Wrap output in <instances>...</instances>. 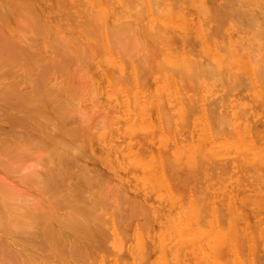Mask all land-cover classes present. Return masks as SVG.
Listing matches in <instances>:
<instances>
[{"label": "rangeland", "instance_id": "obj_1", "mask_svg": "<svg viewBox=\"0 0 264 264\" xmlns=\"http://www.w3.org/2000/svg\"><path fill=\"white\" fill-rule=\"evenodd\" d=\"M1 1H5V0H0V6H1L0 12H1V10H3L2 13L0 14V20L2 19L0 21V23L2 25V27L0 26L2 28V29L0 28L1 29L0 33H2L4 26L6 27L5 29H7L4 31L6 33H8V34L4 33L7 36L6 35H4V36L0 35V37L3 38L0 41V46L2 48L4 47L3 44H5L7 47L10 45L9 44L10 42L12 43V41L14 43L13 45H16V43H17L16 46H19V43L16 42V40H12L14 38L16 39L17 37L19 39L21 36V34L16 33V30L19 29V28H17L18 25L21 28V26H23V25L26 26L27 24H29V26L28 25L26 26L29 28V30L27 29L26 31H24L26 28L25 27H24L25 29L23 27L21 28L23 30V33H26L28 31H29L28 33H30V31H31V36L33 38L37 37L36 39H40L41 35L44 33L43 31L47 27L46 26L44 28L43 26L45 25V23L47 24L48 22H51L52 26H51V28H49V30L50 31H53L52 29L56 30L55 31L56 34L58 32H61L59 34L64 33L63 31H67V29L70 26H72V29H74L75 28L74 25H76V24H78V25L81 24V26L85 25L86 29H87L86 23L92 24V26L90 27L91 33H88V32L87 33L95 35V37L100 36L99 39L101 38V40H98V41L103 43V45H101V47H103V50H106V43L108 44V41L105 40V37L110 34L112 29H113V32H115V30H114L115 26L111 25V24H113V22H115L121 16L126 17V18L128 17L127 18L128 21L130 20L131 23H133V24H136V21H138L137 23L140 24L142 21L136 20V18L139 16V14L137 15L136 18L135 17L129 18V15L131 14L130 16L133 17L135 14L139 13V12H136L137 10L138 11L144 10L141 8V5H144L143 7L146 8V12H145V10H144V12L142 11L143 14L141 12L140 16L138 17V18H140L141 16H143V18L141 17V19H143L144 22H142L141 24H144L146 21L145 26H147V24H148L147 19L148 18L153 19L152 22H154V21L157 22V19H159V20H161V21H158L160 23H164L165 21H167L168 24H170V23L173 24V26L170 24L173 29L171 30V32H169V35L167 34L168 35V36L166 35L167 37L164 36L165 39L162 38V40H163L162 44H163L164 49L167 47L169 49V50L167 49V52L166 51L162 52V60L164 59L163 61L168 62V60H170L171 58L178 61L181 57H187V58H190L193 61H195V63L199 62V61L200 62L201 61L206 62L207 63L206 66L208 67V69L210 67L209 70L212 73V75L213 74L217 75L221 71L224 73L223 69L224 70L227 69V65L224 66L223 63L220 62V60L222 59V56H221L222 53H224L225 51L227 52L228 48L231 49V51L233 50L230 46L232 41H231V36H230V29H229L230 27L228 25L229 23L224 22L225 26L223 24L221 25V23L219 24L218 21H216V19L215 20L210 19L209 16H207L206 14L203 15L202 12H201V15L204 18L198 16L200 9L197 8V12H196V8L192 9V8L188 7V5H190L189 1H191V0H189V1L188 0H165V2H168V3H165L162 0H158L160 4L163 2V4L165 5L164 6L163 4L162 5L158 4V5H160L159 9H162V7H163L161 12L158 14V15L161 14L162 18L159 16H156L153 13L154 11H152V8L150 9L151 10V13H150L149 8H147V6H148L147 0H120V2L115 5V7L111 6V4L113 3L112 0H100L101 3L104 4V6L106 5L105 6L106 8H108V9L110 8L109 13L112 14L113 18L115 16L117 18L114 21L110 20L108 23V26L105 25V23L102 20H100V21L99 20L98 21L92 20L89 17L90 14L88 12V8H91L93 3H99L98 0H97V2H96V0L95 1L94 0H65L66 5L63 4V2H62V4L60 3L61 5H59L58 7H51L50 2H53L54 0H28V1L25 0L28 3H29V1H31V3L33 2L32 4L31 3L30 4L34 5V6L31 7L30 4H28L24 1L25 2L24 4H26L25 6L20 7L18 5V7H17L16 5L20 4V3H17L18 0L17 1L15 0L13 3V4H15L13 6L14 8H12V6H11L12 2H10V0H6L8 2L5 1L6 3L4 2L3 4H1ZM59 1H61V0H59ZM67 1H68V3H67ZM108 1H110V2H108ZM171 1L173 4L170 3ZM229 1L230 0H228V3H224V2H226V0H198V4L203 5L204 8L206 6H209L210 9H213V10L225 11V9H227L228 6L230 7L232 4V3L229 4L231 2V1L230 2ZM250 1L251 0H249V3H250ZM9 2H10V4H9ZM125 2L128 3L129 6L126 5L127 7H125ZM140 2L142 4L141 5L139 4L140 5L139 6L138 3H140ZM21 3H23V2H21ZM35 6H36V9L38 12L35 11L36 10ZM64 6H65V8H64ZM181 6H182V10L180 11L179 8H181ZM215 6H217L220 9L222 8L223 10L222 9L221 10L216 9ZM224 6H226V7L224 8ZM4 7H5V9H4ZM23 7H24V9H21ZM25 7H26V9L28 8L27 9L28 12H26ZM68 7H69V9H68L69 11L67 10ZM122 7H123V9H122ZM164 7H168V10L171 7L174 9H176L175 7H178V8L174 12V14H172V16H171L169 14L171 11L167 14L168 11L166 10L167 12L166 13L164 12L166 15L163 13ZM18 8H20V10H18ZM39 8H41V9H39ZM59 8H60V10H59L60 14H63V12H64V15H58V16H60V17L63 16L64 20H65V23H61L60 21H57V23L59 25H61V27L55 26L53 19H52V18L56 17L54 13L57 12L56 9H59ZM14 9H15V11L17 10L16 11L17 13L20 12L21 15H19V18H17L18 15L15 16V14H14V16H13V14H10V13H14L13 12ZM43 9H45L48 12L47 16L44 17L43 15H40L41 17L40 16L37 17V14L39 15V13L41 12L40 10L44 11ZM156 9H158V8H156ZM178 9H179L181 14H182V12L185 13V16L187 17V21L185 23L181 19V16H179L180 14L178 13L179 12ZM21 10H23V11H21ZM29 10L31 12H36V13H34L36 15L30 13ZM70 10L72 13H74L73 15L76 16L77 19H75L76 17H74L72 15L70 16V14H71ZM124 10H126V12ZM128 10H131V11H129L130 13L128 12ZM74 11L76 12V15H75ZM3 12L5 13L4 15H2ZM116 12L118 14L120 12V14L118 15V14H116ZM27 13H30V14L27 15ZM121 13H123V14H121ZM146 13H148L147 16H146ZM184 13L182 15H184ZM8 14H10V15H8ZM67 14H69V15H67ZM176 14H178V15H176ZM32 15L35 16V18ZM8 16H9V18H8ZM20 16H22V17H20ZM26 16L27 17L30 16V17L27 18ZM48 16L49 17L52 16V17L49 18ZM4 17H6V20L4 19ZM23 17H25V19ZM177 17H179L180 19H178ZM7 18L10 19V21ZM39 18H42V21H44V22L46 21V22L42 23V21ZM30 19L32 22L30 21ZM37 19L40 20L41 24H43L42 28H41V25L39 24V21ZM67 19L69 20V24H68L69 26L66 23ZM194 19H196V20H194ZM16 20H18V21H16ZM36 20H37V22H36ZM90 20H92V21H90ZM2 21H5V22H2ZM33 21H34V23L36 22L37 25L34 24ZM199 21H201V22H199ZM12 23H14L15 25H13ZM99 24H101L100 25L101 27L99 26ZM97 25L99 28H101L100 30H99V28L98 29L95 28ZM203 25H204V27H203ZM220 25H221V28L219 27ZM32 26H35V28ZM177 26H182V29L178 28ZM222 26H224V28ZM78 27L79 26H77L75 28V30H73L74 35L77 34L76 36L78 38V39H76V37L73 36L74 42H76V40H80L81 38L85 39V36L87 37V35L84 33V31L80 27L79 28ZM36 28H38V30L39 29H41V30L38 31ZM110 28H112V29L110 30ZM10 29H12L13 31L12 30L10 31ZM33 29H35L37 31V33H39L41 31L40 32L41 34H37L36 32L35 33L32 32V31H35ZM42 29H43V31H42ZM47 29H48V27H47ZM79 29H81V31ZM92 29L100 31V34L98 35V32H97L96 33L97 35H96L94 33L95 31H93ZM49 30H47V32H49ZM201 30H203V32ZM14 31H15V33H14V35H12L13 37H12L11 41H9V39H10L9 35ZM88 31H89V29H88ZM145 31L146 30H144V32ZM147 32L148 31H146V36L148 35ZM104 35H105V37H104ZM156 36L157 35H155V37ZM158 36L161 37L160 35H158ZM4 37L7 39V41H6V39H4ZM7 37H9V38H7ZM79 37H81V38H79ZM90 37L93 38L94 36H90ZM90 37L88 35V37H87L88 39H85V40H87L88 42L89 41L91 42L94 38L91 39ZM98 37H96L95 39H98ZM147 37H149V35ZM159 37H156L155 39H158ZM21 38H22V36H21ZM149 38H151V37H149ZM153 38H154V36H153ZM153 38L150 39V42L154 48L155 45L160 41V39L158 41H156V40H153ZM208 38H209V41H208ZM28 40H25L26 42H28L26 44L27 45L26 47H28V48H26L24 46V49H23L22 46H19L21 49L20 50L19 48L16 49L13 47L14 48L13 51L15 49H16L15 51H18L15 53L20 52V53L24 54L25 60L22 59L23 58V56H22V58H21L22 60L18 59L19 62H18V60H15L13 62L14 63L18 62L19 64L15 63V65L17 64L15 67L17 68L18 66L19 67L21 66V69L22 68L24 69V70L22 69L23 72H29V71L33 72V76H30L32 73L30 75H29V73H24V74L22 73L24 78L21 79L23 76L20 75L18 77L17 76L14 77V74H12L13 77H12L11 81L13 80L12 81L13 83H9V84H12V86H14V84H16L17 82L19 84V82H21V81L24 82L25 80H28V79H34V81L36 82V86H39L37 84V79H40V76L43 78L47 74L45 79L41 78L38 81L39 84L42 83V81L44 80V81H46L45 84L43 83L44 86L48 82V85L46 86V88H48V87L53 88L54 87L53 90L55 89V91L57 90V88H55V86L59 87V91H61L60 87L64 86L63 87L64 89H62L64 91V93L62 91V92H60V95H58L59 91L57 90L58 92L57 91L56 92L58 94H56V92L53 94L54 91L52 89H51L52 90V92H51V90L49 88L48 89H46L45 87H44L45 89L41 88L42 84L40 85V87H38L39 89L37 88L36 90L40 92V90L43 89V91H41V93L37 92V94H35L36 90L34 91V88H33V90H31V88L28 86V84L24 87L15 86L16 87V88L14 87L15 89H13L11 87V85L10 86L7 85L10 87V88H8L9 89L8 91L13 90L14 91V93L12 91L13 94L18 93V95L20 97H22L23 99H25L26 97L29 96V99L31 98V100L34 102V104H36L35 109L38 110L37 113H40L42 110L45 109L44 111H42V113H40V115L42 117H44V119L41 118V120L47 121L50 119L49 122L52 124L53 123L56 124V128L59 130L62 127H64L63 125L65 124V122L64 121L58 122V121L62 118V115H63V117L64 116L69 117L68 115H70V113H71V112H69V110L72 109V108L71 109L68 108V110H65L66 107L64 108V106H66L68 104H69V106L70 105L72 106V104L73 105L75 104L77 106L80 105V106L85 108V106L82 105L83 103H85L84 99L90 98L91 95L93 96L92 98H90V99H92L89 103L91 105L87 106L88 109L86 108V110H88V112L86 110H84L83 117L81 116V114H79L83 119L85 116V119L89 120L88 122L86 120H84L88 124L87 123L86 124L76 123L78 120L75 119L76 126L74 128L71 127V125L62 128V134H61L62 135V141L64 142V136H71L74 139H76L75 140L76 144H80V146H82L81 144H83V146H82L83 154H85V156L88 154V156H86V158L89 160H91V158H92L91 161L94 163V166L104 173V176L107 177L108 182L112 183L111 185L109 183L110 186L119 185L118 187H120V186L126 185V180L123 179L122 171L118 170L119 164L114 159L111 158V155L114 154L116 151H119V152L122 151L123 155H126V156H128V155L132 156L133 153H135V152L137 153V154L136 153L134 154L133 163L134 164L137 163L139 166L137 164H136V166L139 168L138 169L135 168L134 167L135 165L132 166L133 164L131 163L130 165L127 164L129 166L127 171L130 169V172H131L133 177L134 176H138V177L142 176V177L146 178L145 174H147L148 175V178H147L148 182H150L149 184L151 185V189L149 191L147 190V188L149 186L148 182H147V184L144 185L145 190H147L148 195L146 194V192H143L140 190L141 193H144L143 194L144 196L142 198L143 199L142 204L144 205L145 209L147 207L146 211H148L149 215L151 214V216H150L151 220H152L151 227H149V228L144 227L145 229L144 228L143 229L145 231L141 228L142 226L140 227L141 230H143L145 232L143 234L144 239H145L144 241L148 242V244L150 245V247H149L150 250H152V248H153V246H152L153 242L161 243V242H163V240H161L160 236H165L168 238H172L171 242L167 245L168 248H166V251H164V253L167 252V253H165L167 256L166 257L167 264H175V259H174L175 253L178 257L182 258L177 264H194L193 261L195 259L194 258L195 253L199 252V251L201 253V257L198 259L197 263L199 262L201 264H221L222 262L224 264H264V237H263L264 236V225H263L264 224L263 223L264 222V219H263V217H264V201L262 200V198H260V197H263V199H264V176L261 178V175L264 174V165H263L264 163L261 165V163L264 162V158H262L263 159V161H262L260 159V157H257L259 155L257 153L258 150L264 151V78H263L264 75H263V77L260 75V72L262 71V67H261V70L259 73L256 72L257 75H255L256 73H254V75H253V73L250 72L251 71L249 68L250 64L248 65L245 57H243V60H242L243 66H241V67L243 68V70L245 72H247V73H245L244 77L241 78L243 80L244 84L241 82L240 85H243V86L238 87L237 89H234L232 91L230 89L236 83L231 81V80L229 81V79L225 78L226 76L224 77L223 76L224 74L222 72H221L222 73L221 75L224 77V79L227 82L229 81L228 82L229 86L227 85L225 87L221 83H217V82H220V80L222 78V76H220V74H219V75H217V76H219L218 78H217V76L213 75V77H215V79L217 78L216 79L217 81L214 79V82L216 83V87H215L214 84H211L210 82H208L209 84H205V82H207V80L204 81V79H202L200 77H195V75L193 76L194 78L191 77L190 75H188V77H183V75H184V74H182L183 72H181V70L177 69L176 67H175L176 69L174 68V70L177 72H174L172 70L173 73L171 74V72H170L168 77H166L164 73L158 72V73H155L154 76H152V77L150 76L148 83L145 81H141V82H144V84L142 85L141 82L138 81L139 79H135V77H134L135 76L134 75L135 69H133L132 67H130V69L128 70L129 72L132 70L131 71L132 74L130 73L132 75L131 76L132 78H130L128 76L129 78L126 77V79L121 80V76L118 75V74H120V70H119V72L117 70H114V68L115 69L116 68L121 69L120 63H118L117 58L114 56L115 55V49L114 48L111 49L110 54L115 59H113V62H109V63H112L114 67L112 68V66H109L110 70L108 71L106 76L101 74L102 73V72H100L101 70L97 67V65L95 63H92V67H93L92 73H91L92 67L90 66L91 63L89 65L84 64V66L79 65V67L74 64V71H76V72H74L72 70L73 67L70 68L73 64L71 66L68 65L70 69L67 68L68 66H64L65 67V69L63 68L64 71H62L63 69H59L60 68L59 65H58V68H57V65H53V67H54L53 68L51 63L55 62L53 60H56V59H54V58H56V57H54V55H56V51H54V50H56V47L58 46V43H59V41H56L58 43L55 44V46L57 45L55 47V49H54V47H51V48L47 49V51H43L42 49L38 50V51H40V53H42V56L46 53L45 54L46 56L44 55L45 58L42 57L44 60L42 59L43 61L41 60L40 64H38V66H41V68L43 65L46 66L47 72L44 69H42L45 72V74H44V73H40L38 70L35 71L34 69H32V67H30L31 64L29 63V60L31 57V53H32V55L34 54V52H32L31 50L35 49V47H34L35 44L33 45V43H35V42L33 40H32L33 42L31 40L29 42ZM205 40H206V42H205ZM25 41L23 44L26 43ZM155 41H156V44H154ZM31 42H32V44H31ZM92 42H94V41H92ZM258 42L259 41H256L257 44H258ZM160 43L161 42H159V44L156 46L161 47L162 44H160ZM219 43H221L222 45L224 43V45H227V46L229 45L230 47H228L226 49L227 46L224 47V45H223V48L225 50L220 49L221 46L219 45ZM216 44L218 45L217 47H216ZM13 45L11 44L10 46H13ZM101 47H100V50L102 49ZM214 47L216 49H214ZM58 48H60V47H58ZM81 48H82V52L85 51V48H83V46ZM204 48L207 50V52H208V50H210V51L208 53H204V51H203V50H205ZM8 49H10V48H8ZM25 49H26L25 53L27 52V54L29 56L28 60L26 59L27 57L24 53ZM28 49H30V50H28ZM4 50H5V52H7V48H4ZM49 50H51V51H49ZM103 50H101V53H102V55L103 54L105 55L106 51H103ZM217 50H219L220 52L222 51V53H220V54L217 53V52H219ZM168 51H171L172 55H170V53ZM257 51H258V52H256L257 55H255V56H258V54L260 52V54H262L261 57L263 56L262 61H263V65H264V47H262L261 50H257ZM228 53H230L229 50H228ZM228 53H226V54H228ZM231 53H232L231 56L233 59L235 57L234 51ZM83 54L85 55L86 53L83 52ZM209 54H211V55H209ZM78 55L82 56L80 54H78ZM48 56L51 57L52 62H50V60L48 62V59H49ZM52 56H53V58H52ZM210 57H212V58H210ZM168 58H170V59H168ZM247 58H249V57H247ZM13 59H16V58H13ZM259 60H260V57H259ZM1 61H2V63L6 62V60H1ZM25 61H26V63L24 64ZM11 62L12 61H10V63ZM22 62H23V64H22ZM240 62H241V59H240ZM6 63H8V65L10 64L9 61H7ZM6 63H4V64H6ZM114 63L118 64L119 67H117L116 64L114 65ZM27 64H28V66H27ZM47 64H49L50 66L49 65L47 66ZM105 64H107V63H105ZM10 65H12V64H10ZM80 66L85 67V69L81 68V70H80ZM51 67L53 69L52 73L49 71V70H51L50 69ZM58 69L60 70V72L58 71ZM66 69H68V72ZM98 70H99V73L97 72ZM34 71L37 73H34ZM71 71H73V74H70ZM225 71H227V70H225ZM263 71H264V69H263ZM48 72L50 74H48ZM39 74H40V76H39ZM59 74H60V76H59ZM63 74H65V75H63ZM67 74H68L69 79H70V75H73V77L71 78L72 81H70L71 82L70 86H72L73 88H71L69 86V84L67 85V83H68L67 80H65L66 82L63 80L65 78L68 79ZM92 74H94V75H92ZM261 74H264V72ZM161 75H162V77L158 78ZM191 75H193V74H191ZM249 75H250V77H248ZM258 75H259V77H261L260 78L261 80L259 79L260 81L257 79ZM125 76H127V72L125 73ZM34 77H37V79H35ZM13 78H15V83H14ZM58 78H60V79H58ZM19 79H20V81H19ZM159 79L161 80L160 82H159ZM162 79L164 80V82ZM224 79H222L223 81L221 80L222 83H224ZM255 79H257V80H255ZM16 80H18V81H16ZM248 80H249V82H248ZM226 81L224 84H227ZM197 82L199 84H197ZM22 83H20L19 85H21ZM160 83H161V85H160ZM200 83H201V85H200ZM230 83L233 85L230 86ZM58 84H61L63 86H61V85L57 86ZM49 85H52V87ZM7 86L2 85V86H0V89L2 87H7ZM146 86L148 88H146ZM90 88L91 89H97V91L93 90L95 96H96V93L98 92V95L96 97L94 96L93 91L91 94ZM149 88L151 89V91L158 92V95L156 94L157 98L160 97L159 94L161 93L160 94L161 95L160 101H163V103L159 104L160 103L159 100H157V101L151 100L150 101L149 95H148V93H150ZM213 88H215V89H213ZM235 88H236V86H235ZM71 89H73V90H71ZM86 89L88 90V94L86 93V91H87ZM216 89H219V90H216ZM227 89L229 90V92H227L228 91ZM47 90H50L49 92H51L53 95H57L58 97L55 98L56 97L55 96L54 98H52V96L48 94L49 92L46 93ZM69 90H71V93L69 92ZM145 91H146V93H145ZM215 91H216L217 95L218 94L220 95V98L218 99V101L216 100L217 102L214 101L213 98H211L214 96ZM224 92L229 93V95H227ZM24 93L26 94V96H22V94H24ZM27 93H28V96H27ZM38 93H39V95H38ZM72 93L75 94V97H74V95L71 96ZM207 93H208V96H207L208 98L212 99L214 102H216L218 104L222 103L221 105L219 104L220 108L216 109V106L218 107V104L215 106L214 102L211 100L212 104L209 103V104H211L210 112L208 111V108H207V110L205 109L203 111V109H204V107H206V103H207L204 100V99H206V98H204V95ZM220 93H223V94L221 95ZM47 94L51 97H49ZM89 94H90V97H88ZM145 94H146V96H145ZM198 94H199V96H198ZM201 94H203V95H201ZM83 95L87 96V98L84 97ZM147 95H148V98H147ZM223 95L227 96V101L225 102V100H224V103H227V104H224L222 101V99H226V96L224 97ZM67 96L71 100L69 103V100L67 99V104H66L65 103V97H67ZM80 96H82V97H80ZM202 96H203V98H202ZM72 97L76 98L78 100V102H80V104L78 102H75V101H74L75 102L74 103L73 102L74 98L72 99ZM83 97H84V99H81ZM133 97L135 99L130 100V98H133ZM259 97H261V98H259ZM79 99H81L83 102L81 103V101ZM49 100H52V102H50ZM180 100L182 102H180ZM232 100H235V101H232ZM262 100H263V102H262ZM48 102H49V104H48ZM129 102L133 103V105ZM199 102H200V104H199ZM236 102L238 103L237 106H239L240 108L235 105V104H237ZM173 103H174V105H172ZM193 103L195 105L193 107L190 106ZM158 104L160 105V107H158ZM225 105H228V107ZM229 105H230V107H229ZM207 106H209V105H207ZM185 107H186V109L189 108V114L187 116L190 119L185 117V119H189V121L188 120L185 121V119L181 117V116H183L181 114V112L184 113L186 110ZM246 107H247V109H246ZM193 108L195 110H197L199 113L196 111H193L192 110ZM59 109H64L65 114L67 112H69V113H67L68 115H64L63 110H62L63 113H61L60 111H57ZM89 109L91 110L90 115H89ZM53 110L56 112H54ZM145 110H147V111H145ZM237 110H241V111H239L240 114L243 110V112H242L243 115L242 116L240 114H239L240 116L237 115V112H238ZM85 111L87 113H85ZM177 111H178V113H177ZM206 111H208V113L211 115L208 116ZM194 112L197 114H195ZM158 113L161 116H159ZM204 113H205V118L203 116ZM174 114H176V115H174ZM179 114H181V116L178 117ZM222 114H226L225 117H226L227 121H225L226 120L225 118H222L223 117ZM51 115L54 117H52ZM199 115H200V117H199ZM210 116L212 119H208V121L209 120L212 121V126L214 128L219 127V129L220 128L223 129L222 131H219V133L216 132L217 133V134H215L216 138H213L215 130L212 134L213 130L211 131V128L209 127V126H211V123L209 122L210 125L209 126L207 125L208 123L206 120ZM67 117H65V118H67ZM159 117H161V119ZM238 117H241V118H238ZM250 117L252 118L253 121L249 122ZM181 119H184L183 123L185 126H183ZM112 120L117 121V124L112 123ZM169 120L171 121V123ZM221 120L222 121L224 120V123L221 122V124L223 123L227 130L224 128V125L223 126L221 125V127H220V121ZM230 121H232V122H230ZM109 122H111V123H109ZM185 122L186 123L189 122L188 125ZM228 122H230L231 124H229ZM241 122H242V125L240 124ZM248 123L250 124V127H249ZM103 125H105V126H103ZM111 125H113V127L105 128L106 126H111ZM237 125L238 126L241 125L242 127L241 126L238 127ZM91 126H93V127H91ZM97 126H103L104 128L100 127V128H102V131H104V129L109 131V135L107 137L108 141L105 140V142H103L102 140L99 139L98 132H97L98 131ZM138 126H139V128H138ZM196 127L197 128L199 127L198 128L199 131H197ZM228 127H230V128H228ZM112 128L113 129L115 128L116 131L112 130V132H111L110 130ZM64 129H65V132H64ZM74 129H75V131H73ZM94 130L96 133L94 132ZM194 130H195V132H194ZM208 130L211 132H209ZM224 130H226V131H224ZM238 131H240V132H238ZM250 131H251V133H250ZM224 132H225V134H223ZM111 133H113V134H111ZM238 133H241V134H238ZM95 134H96V136H94ZM206 134L208 136V139H207ZM236 134H238L239 136H237ZM244 134H248V135L246 136ZM87 135H88V137H87ZM210 135H212V137ZM241 136L243 137V139ZM86 137H87V139L85 141ZM205 139H206V141H205ZM207 140H209L208 144H206ZM211 140H213V141H211ZM204 142H206V143H204ZM231 146H232V148H231ZM212 149H213V152H212ZM200 151H201V154H203V155L204 154L207 155L209 151H210V153L211 152L214 153L212 155L215 156V158H214L215 160L213 159V156L212 157L210 156L211 154L207 155L208 157H206V158H204L206 155H204V156L202 155L201 156L202 158L199 157L200 155L197 156L196 153H199ZM237 151H239V152H237ZM101 153L103 154V156ZM189 153L194 154V155H190L191 156L190 157ZM21 154H22V150H19L18 155H21ZM23 154H22L23 156L21 155L22 156L21 159H19V157H18V160L15 161V165L16 166L18 165L15 168V170L17 169L18 172H15V171L4 172V171L0 170V184L11 186L12 188L22 190L25 193H26V191H28V194H29L30 193L29 191H32V190L28 189L29 187H28L27 183L23 180L29 179L31 177L32 172H34L33 170H35V174H37L38 173L37 170H41L44 168H43L42 164L38 163L39 160H38V158H36L37 155H33V154L29 155L28 153H25V151H23ZM249 155H250V157H249ZM131 156H130V159H131ZM182 156H184L183 158L185 160L182 159V161H181L180 157L182 158ZM229 156H230V158H229ZM188 157H189V161L187 159ZM200 159H202V160H200ZM220 159H222V160H220ZM249 159H250V162H249ZM190 160L194 163H192ZM228 160H229V162H228ZM219 161H221L222 163ZM256 161L261 162V163L258 165H254V164L258 163V162L256 163ZM215 162L216 163L218 162V163L215 164ZM224 162H226V163H224ZM224 164H225L226 168L229 167L228 169H230V170H228V169L226 170V168L224 167ZM220 165H221L222 169L220 168ZM141 166H143V168ZM260 166H261V168H259ZM19 167H21V170ZM243 168H245V169H243ZM13 172H14V174H13ZM221 172H222L221 175L224 178L221 177V175L219 174ZM255 175H257L258 178L259 177L260 178L258 180H255L257 177L255 179H253V177H255ZM17 176L21 177V180H18L19 178ZM25 183H26V185H25ZM153 184H156V185L153 186ZM120 189H121V187H120ZM26 194H25V196H26ZM166 195L168 198H166ZM157 197H159V199ZM160 197H165V198L161 199ZM256 197L260 198L261 201H258V198L255 199ZM222 205H223V208H222ZM219 206H220V208H219ZM227 207H229V209ZM191 208H192L191 211H193V208H195L194 213L196 211V214L194 216V213H193L191 216L189 215L187 217L185 212H183V211H185V209H187V211H188V209H191ZM208 208H209V210H211V211H209L210 212L209 214L211 216L207 217L208 219H206L204 216L205 213L202 214V212L205 209L208 210ZM259 208L261 210H258ZM201 209H204V210L201 211ZM220 209H221V212L224 214H222V216L219 217L220 213L218 215L217 210L220 212ZM227 209L230 210L229 211V212H231L230 214L227 211ZM191 211L187 212V214H189ZM256 211H257V213L255 214ZM199 214L200 215L202 214L201 218H200ZM232 214H236L235 215L236 219H234L235 217L233 218ZM206 215L208 216V214H206ZM223 215H225V216L223 217ZM239 215H241V217L237 218V216H239ZM104 218L106 219L107 217L104 216ZM153 218L155 220H153ZM229 218L231 220H229ZM241 218H244L243 220L246 219L245 220L246 222L242 223ZM201 219L202 220L204 219V220L202 221ZM233 219L235 221H238V223L236 222L238 225L235 224ZM239 219H240V222H239ZM232 220H233L236 228H238L240 225L239 229L235 228ZM198 221L199 222L201 221L202 223L199 224ZM205 221H208L207 223H209L210 225L207 224ZM216 221L218 222V225H217ZM197 222H198V224H197ZM161 223H163V224H161ZM182 223H184V224H182ZM171 224L174 225V229L171 230L172 232H169V225H171ZM243 224L244 225L246 224V225L244 226ZM181 225L185 229L182 230ZM230 226H232V228ZM132 228L133 229H130L127 232V234L131 235V237H133L135 235V232L137 230V227L135 224ZM186 228H190V230L186 229ZM236 230H238V231H236ZM221 231L224 232V235H220L221 233L223 234V232H221ZM231 231H233V232H231ZM234 231H235V233H234ZM216 233H219V235H216ZM225 233H226V235H225ZM195 235L199 236V238L196 236L198 238V240L197 239L195 240V238H194ZM215 235L217 237H215ZM230 236H232V237L230 238ZM261 236H262V238H261ZM233 237H235V238H233ZM182 238H184V240L187 238L184 241L185 243H183ZM219 239L221 240V242ZM231 239L232 240L234 239L233 240L234 242ZM252 239L254 241H252ZM177 241H178V243H177ZM216 241H217V243L220 242V244H221V245H219L220 247L215 246ZM210 243L213 244V247L210 248L208 250V252H206V250H205L206 245L208 244L210 246ZM233 246H235V247H233ZM216 247H219L218 249L220 251H216V250H218V249H216ZM235 249H237V251ZM235 252H236V254H235ZM178 253L180 255H178ZM218 254H220V255H218ZM119 255H120V264H122L124 262V260L128 259V257L130 256V254L126 250V248H124L121 251V254L119 253ZM124 256H126V257H124ZM139 260L143 263H145L147 261L146 264H151V260L149 258H148V260H146L145 258H140Z\"/></svg>", "mask_w": 264, "mask_h": 264}, {"label": "bare ground", "instance_id": "obj_2", "mask_svg": "<svg viewBox=\"0 0 264 264\" xmlns=\"http://www.w3.org/2000/svg\"><path fill=\"white\" fill-rule=\"evenodd\" d=\"M5 1H1V4H3ZM14 1L15 0H10V2H12V4H11L12 8H14L13 6L15 5V4H13ZM18 1H17V3H20L21 5L17 4L16 5L17 7H18V5L20 7L26 5V4H24L26 2L25 0H18ZM98 1L100 4L99 3H93L92 7L88 8V12L90 14L89 17L92 20H97V21L102 20L105 23V25L108 26V23L110 20L114 21L117 18L115 15H114L115 17L113 18L112 14L109 13L110 8L109 9L106 8L105 7L106 5L104 6V4L101 3L100 0H98ZM112 1H113V3L112 4L110 3L112 7H115V5L120 2V0H112ZM147 1H148L147 8H149L150 13H151L150 9L152 8V11H154L153 13L156 16H159L162 18L161 14L160 15H158V14L163 9L162 6H161L162 9H159V6L162 5L163 2L160 4L158 0L157 1L156 0H147ZM162 1L165 2V0H162ZM230 1H229L230 2L229 4H231V3L232 4L230 7L228 6L229 9L227 8V9H225V11L213 10V9H210L209 6H206L204 8L203 5L198 4V0L189 1L190 5H188V7L192 8V9L196 8V12H197V8L200 9L199 13H198V16H200V17H202V15H201V12H202L203 15L206 14L207 16L210 17V19H214V20L216 19V21H218L219 24L221 23V25L223 24L225 26L224 22L229 23L228 25L230 27L229 29H230V36H231V41H232L230 46L233 50L231 51V49L228 48L230 46L224 45V43H223L224 47L227 46L226 49L228 48L230 53H228V50H227V52L225 51L228 54H226L225 52L222 53V51L220 52L219 50L224 49V48H223V45L221 43H219L221 48L219 50H217V51H219L217 53H219V54L222 53V55H221L222 59L220 58L221 59L220 62L223 63L224 66L227 65V69H225L227 71H225L224 69H223L224 73L221 71L224 74L223 76L224 77L226 76L225 78L229 79V81L231 80L237 84V85L235 84L233 87H231L230 90L232 91L234 89H237L238 87L243 86V85H240L241 82L244 84V82L241 78H243L245 73H247V72H245L243 70V68L241 67V66H243V62H242L243 57H245L247 64L248 65L250 64V67H249L251 70L250 72L253 73V75L256 72L259 73L261 70V67H262V71L260 72V75L262 77L264 75V74H261L264 72L263 71L264 65H263V61H262L263 56L261 57L262 54H260V52H259L258 56H255V55H257L256 54V52H258L257 50H261V48L264 47V11H263L264 10L263 9L264 8V0H253V1L251 0L252 2L250 1V3H249V0H230ZM6 2H8V1H6ZM10 2H9V4H10ZM21 2H23V3H21ZM62 2H63V4H65V0H61V1L54 0L53 2H50V4H51V7H58L59 5L62 4ZM96 2H97V0H96ZM108 2H110V1H108ZM126 2H125V7H127L126 5H128V3H126ZM26 3H28V2H26ZM30 3H31V1H29L28 4H30ZM67 3H68V1H67ZM165 3H168V2H165ZM170 3H172V1ZM224 3H228V0H226V2H224ZM139 4L141 5L142 3L140 2V3H138V5ZM158 4H160V5H158ZM32 6H34V5H31V7ZM143 6L144 5H141V8L144 9L146 12V8H144ZM172 7L169 8V10H168V7H164L165 11L163 10V13L164 12L166 13L168 11L167 12V14H168L171 11L169 14L172 16V14H174V12L178 8V7H175L176 9H174ZM225 7L226 6H224V8ZM60 8L56 9L57 12L54 13L56 17H54L52 19H53L55 26L61 27V25H59L57 23V21H60L61 23H65V20H64L63 16L62 17L58 16V15H64V12H63V14H60V11H59ZM64 8H65V6H64ZM156 8H158V9H156ZM215 8L220 9L217 6H215ZM4 9H5V7H4ZM21 9H24V7ZM27 9L25 7L26 12H28ZM35 9H36V6H35ZM39 9H41V8H39ZM68 9H69V7L67 8V10ZM122 9H123V7H122ZM179 9L181 11L182 6ZM179 9H178V11H179ZM18 10H20V8H18ZM43 10L44 11L40 10L41 12L39 13V15L37 14V17L40 15H43L44 17L47 16L48 12L45 9H43ZM71 10H70V12H71ZM144 10H140V11L137 10L136 12H139V13H137L135 15L133 14L134 15L133 17L130 16L131 15L130 14L129 18H134V17L136 18L138 14L140 16V13L142 11L144 12ZM2 11L3 10H1L0 14L2 13ZM16 11L14 9V11H13L14 13H10V14H13V16H14V14H15V16L18 15L17 18H19V15H21V14H20V12L17 13ZM21 11H23V10H21ZM35 11H37V9ZM124 11L126 12V10H124ZM129 11H131V10H128V12ZM180 11L178 12L180 14L179 16H181V19L185 23L187 21V17L185 16L184 12H182V14L184 13V15H182L180 13ZM117 12H116V14H118ZM143 12H142V14H143ZM30 13L34 14L36 12L30 11ZM30 13H27V15ZM4 14L5 13L3 12L2 15H4ZM10 14H8V15H10ZM73 14L74 13L71 12L70 16L71 15L74 16ZM119 14H120V12H119ZM121 14H123V13H121ZM34 15H36V14H34ZM67 15H69V14H67ZM75 15H76V12H75ZM147 15H148V13H146V16ZM176 15H178V14H176ZM20 17H22V16H20ZM29 17L30 16H28L27 18H29ZM33 17L35 18V16H33ZM51 17H49V18H51ZM74 17H76V16H74ZM138 17L136 18V20H141L142 22H144L143 19H141V17L143 18V16H141L140 18H138ZM8 18H9V16H8ZM23 18L25 19V17H23ZM127 18L121 16L115 22H113V24H111V25L115 26L114 27L115 32H113V29L110 28V30L112 29V31L110 32V34L108 36H106L107 38L105 37L106 34L104 35L105 40L108 41V44L106 43V50H103V47H101V45H103V43L98 41V40H101V38L99 39L100 36L99 37L96 36V37H98V39H95L96 38L95 35L88 34V33H91L90 27L92 26V24L88 23L89 24L88 25L86 23L87 29H86L85 25L81 26V24H79V25L76 24L74 26H75V28L77 26H79V27L81 26L80 28L84 31V33L87 35V37H88V35H89V37L94 36L93 37L94 39L92 37H90L91 39H93L92 41H94V42H92V41L88 42L87 40H85V39H88L86 36H85V39L81 38L82 37L81 36V37H79V38H81L80 40H76V42H74L73 36H75L76 39H78L76 36L77 34L74 35V33H73V30H75V28L72 29V26H70L68 28L69 30L67 29V31H63L64 33L59 34L61 32L57 31L58 33L56 34V32H55L56 30H54V29H52L53 31L49 30V28H51V26H52V23L48 22L46 24L45 23L46 21L45 22L42 21V18H39V19L42 21V23L43 22L45 23L44 26H43V24L40 23V20H38V19L37 20L39 21L41 28H42V26L44 28L47 26L48 29H47V27H46V29L49 30V32H47L46 29L43 31V29H44L43 28L42 31L44 33L43 32L42 33L44 35L42 34L43 36L41 35L40 39H36L37 37L33 38L31 36V31H30V33H28L29 31L26 33H23V30L21 28L25 27L26 29L24 28L25 29L24 31H26L27 29L29 30V28L26 27L27 25L29 26V24H27L26 26L20 25L21 26V28H20L18 25L19 23H18L17 28H19V29L16 28L17 29L16 33L21 34L23 39L21 38V36L19 39H18V37L16 39L15 38L12 39V37H13L12 35H14V33H15V31H14L9 35V37H10L9 41H11V39L16 40V42L19 43V46H22L24 49V46L26 47L27 46L26 44L28 43L25 40L29 39L28 40L29 42H30V40L31 41L33 40L35 42V43H33V45L35 44L34 45L35 49L31 50L32 52H34V54L32 55V53H31V57L29 60V63L31 64V66L30 65L29 66L32 67V69H34L35 71L38 70L40 73H44V74H45L44 70L46 71V66L43 65L44 67L42 66V68H41V66H38V64H40L41 60L43 59L42 57H44V55L46 53L42 56V53H40V51H38V50L42 49L43 51H47V49H49L51 47H54V49H55V47L57 46V45L55 46V44L58 43L56 41H59L58 46L56 47V50L53 49L54 51H56V55H54V57H56L54 59H56V60H53L55 62L51 63L52 67H53V65H57V68H58V65H59V67H60L59 69H63V68L65 69L64 66H68V65L71 66L73 64L70 68L73 67L72 70L74 71V64L79 67V65L84 66V64L89 65L91 63L90 66L92 67V63H95L97 65V67L101 70L100 71V72H102L101 74L106 76L108 71L110 70L109 66H112V68L114 67L112 63H109V62H113V59H115L110 54L111 49L114 48L115 49V55L114 56L117 58L118 63H120V65H121V69H118V68L115 69L114 68V70H117L118 72L120 70V74H118V73L117 74L121 76V80L126 79V77L132 78L131 77L132 76L131 75L132 70L130 72L128 71L130 69V67L135 69L134 70L135 79H139L138 81H140V82L145 81L147 83L149 81L150 76L151 77L154 76L155 73L161 72V73H164L166 77H168L170 72H171V74L173 73L172 70L174 72H177L174 70V68L176 67L177 69H180L181 72H183L182 74L185 75V76L183 75V77H188V75L193 77L195 75V77H200V78L204 79V81L207 80V82H205V84H209L208 82H210L211 84H214V86L216 87V83L214 82L215 77H213V75L217 76L220 74V76H222L221 75L222 73L220 72L217 75L216 74L212 75V73L209 70L210 67L208 69V67L206 66V64H207L206 62H202V61L200 62L199 61V62L195 63V61H193L192 59L187 58V57H181L178 61H176L175 59H172V58L171 59L168 58V59H170V60L167 59L168 62L163 61L164 59L162 60V52L163 51L167 52V49H168V47L164 49L163 44H162L163 43L162 38H164V36L167 37L169 35V32H171V30L173 29L172 28L173 24L170 23L172 25L171 26L170 24L167 23V21H165L164 23H160L158 21H161V20H159L157 18H156L157 22L156 21L152 22L153 19L150 18L151 19L150 20L148 18L147 19L148 24H147V26H145L146 21L144 24H141L142 23L141 21H140L141 22L140 24L137 23L138 21H136V24H133V23H131L130 20H129L130 21L129 22ZM177 18L180 19L179 17H177ZM202 18H204V17H202ZM4 19L6 20V17H4ZM75 19H77V17ZM8 20L10 21V19H8ZM37 20H36V22H37ZM92 20H90V21H92ZM194 20H196V19H194ZM16 21H18V20H16ZM30 21H31V19H30ZM201 21H199V22H201ZM2 22H5V21H2ZM36 22L34 23V21H33V23L37 25ZM66 23H67V25L69 24L68 19L66 20ZM12 24L15 25L14 23H12ZM100 25L101 24H99V26ZM221 25L219 26L220 28H221ZM0 26L2 27L1 23H0ZM224 26H222V27L224 28ZM32 27L35 28V26H32ZM177 27L182 29V26H177ZM203 27H204V25H203ZM5 28L6 27L4 26L3 31L7 30ZM95 28L98 29L99 28L98 25ZM36 29L38 30V28H36ZM81 29H79V30L81 31ZM88 29H89V31H88ZM100 29L101 28H99V30ZM11 30L12 29H10V31ZM33 30H35V29H33ZM39 30H41V29H39ZM144 30L148 31L147 33H148L149 37L153 38V36H154L153 40L158 41L160 39L159 42H161L160 44H162V46L161 47L156 46L159 44V42L156 44V41H155L154 44H156V45L153 48V46L151 45V42H150L151 38L147 37L148 35L146 36V31L144 32ZM3 31H2V33H0L1 36L8 34L5 31L4 32ZM93 31H95L94 32L95 34L97 32H98V35L100 34V31H98V30H93ZM201 31L203 32V30H201ZM32 32L37 33L36 30L32 31ZM40 32L37 34H41ZM4 33H6V34H4ZM155 35H157L156 37H159L158 35H160L161 37H159L158 39H155L156 38ZM9 37H7V38H9ZM2 39L3 38L0 37V41ZM4 39H6V38L4 37ZM6 41H7V39H6ZM24 41L26 42L25 44H23ZM208 41H209V38H208ZM256 41H259L258 44L256 43ZM32 42H31V44H32ZM205 42H206V40H205ZM9 44L13 45L14 43L12 41V43L10 42ZM16 45H17V43H16ZM16 45L6 47V45L3 44V46H4L3 48L0 46V61L6 60V62L9 61V63H10V61H12L10 63L12 65H10V64L8 65V63H6V62H3V63H2V61L0 62V84H1L0 86H2V85H6V86L9 85L10 86L11 85V87L13 89H15L16 88L15 86L24 87L28 84V86L31 88V90H33V88H34V91H35L42 84L41 88H44V87L46 88V86L48 85V82L45 86H44V84L46 81L43 80L42 83H40V84L38 82L42 78L40 76V74H39L40 79H37L38 76L34 77L35 79H37V84L39 86H36V82L34 81V79H28V80H25L24 82L21 81V82H19V84L23 82L21 85H19L18 82L16 84H14V86H12V84H9V83H13L12 82L13 80L11 81V79L13 77L12 74H14V77H16V76L18 77L20 75L23 76L24 73H29V75L32 73L30 76H33V72H30V71L29 72H23L22 71L23 68L21 69V66L20 67L18 66L17 68L15 67L17 64H19L18 62L22 58V56H23L22 59L25 60L24 54H22L20 52L15 53V52H18V51H15L17 48L20 49V47L16 46ZM80 46L81 47L83 46V48H85V51H83L84 53H86L85 55L83 54L82 48ZM217 46L218 45L216 44V47ZM13 47L16 48L14 51H13V49H14ZM58 47H60V48H58ZM100 47L102 48L101 50L106 51L105 55L103 54L104 56L101 53ZM4 48H7V52H5ZM8 48H10V49H8ZM26 48H28V47H26ZM214 49H216V48L214 47ZM28 50H30V49H28ZM205 50H203L204 53H208L210 51V50H208V52H207V50L206 51ZM25 51H26V49L24 50V53H25ZM49 51H51V50H49ZM233 51H234L235 57L232 59V56H231L232 53L231 52H233ZM168 52L170 53V55H172L171 51H168ZM78 54H80L82 56H79ZM25 55L27 57L26 59L28 60L29 56H28L27 52L25 53ZM209 55H211V54H209ZM247 57H249V58H247ZM259 57H260V60H259ZM13 58H16V59H13ZM48 58H49L48 62H49V60H50V62H52L51 57L48 56ZM52 58H53V56H52ZM210 58H212V57H210ZM240 59H241V62H240ZM15 60H18V62H15V63H17L16 65L13 62ZM4 63H6V64H4ZM25 63H26V61L24 62V64ZM105 63H107V64H105ZM22 64H23V62H22ZM115 64L116 63H114V65ZM48 65L49 64H47V66ZM27 66H28V64H27ZM116 66L119 67L118 64H116ZM52 67L50 68L51 70H49L51 73L53 72ZM67 68H69V66ZM81 68L85 69V67L80 66V70H81ZM42 69H44V70H42ZM59 69H58V71L60 72ZM64 69L62 71H64ZM66 70L68 72V69H66ZM35 71H34V73H37ZM73 71H71L72 73L70 72V74H73ZM92 71H93V67L91 69V73H92ZM74 72H76V71H74ZM97 72L99 73V70ZM126 72H127V76H125ZM48 74H50V73L48 72ZM191 74H193V75H191ZM46 75L42 79H45ZM63 75H65V74H63ZM92 75H94V74H92ZM255 75H257V73ZM59 76H60V74H59ZM223 76H222L221 80L224 79ZM72 77H73V75H70V79ZM161 77H162V75L158 78H161ZM218 77L219 76H217V78ZM248 77H250V75ZM23 78H24V76L21 79H23ZM67 78H68V74H67ZM260 78L261 77H259V75H258L257 79L259 80ZM13 79H14V83H15V78H13ZM58 79H60V78H58ZM70 79L65 78L63 80L64 81L67 80V82H68L67 85L69 84V86H70V83H71L70 81H72V79L71 80ZM257 79H255V80H257ZM221 80H220V82H217V83H221L222 85H224L226 87L228 85L229 81L227 82L224 79V83H225V81L227 83V84H224V83H222L223 80L222 81ZM16 81H18V80H16ZM19 81H20V79H19ZM160 81L161 80L159 79V82ZM163 82H164V80H163ZM248 82H249V80H248ZM141 84L143 85L144 82H141ZM197 84H199V83L197 82ZM59 85H61V84H58L57 86H59ZM160 85H161V83H160ZM200 85H201V83H200ZM231 85H233V84L230 83V86ZM9 86L2 87L0 89V170H2L4 172H9V171L18 172L17 169L15 170V168L18 166V165L17 166L15 165V161L18 160V157H19V159L22 158V156L24 155L23 151H25V153H28L29 155H31V154L37 155L36 158H38V160H39L38 163L42 164L44 169H41L42 171L36 169L38 172L37 174H35V170H33L34 172H32L31 177L29 179L23 180L27 183V185L29 187L28 189L32 190V191H29L30 192L29 194H28V191H26V193H27L26 194L22 190H18V189L12 188L11 186L0 184V264H120L119 253L121 254V251L124 248H126V250L129 252L130 256L128 257V259L124 260V262L122 264H146L147 263V261L146 262L144 261L145 263L141 262L139 260L140 258H145L146 260H148V258H149L151 260V264H167V259H166L167 256L165 254L167 252L164 253V251H166V248H168L167 245L171 242L172 238L160 236V238H161V240H163V242H161V243L153 242L152 250H150V248H149L150 245L148 244V242L144 241L145 240L144 235H143L145 233L144 229L151 227L152 220L150 217L151 214L149 215L148 211H146L147 207L145 209L144 205L142 204V200H143L142 198L144 196L143 195L144 193H141L140 190L143 192H146V194L148 195L147 190L149 191L151 189V185L149 184L150 182H148V179H147L148 175L147 174L144 173L146 175V178H144L142 176L141 177H138V176L133 177L131 172H130V169L127 171V169L129 168V166L127 164L130 165L132 163L133 164L132 166L135 165L134 166L135 168H137V169L139 168L136 166L137 163H135V164L133 163L134 154L136 152L133 153L132 156L130 155L131 159H130L129 155L128 156L123 155L122 151H120V152L116 151L114 154L111 155V158L114 159L119 164L118 170L122 171L123 179L126 180V185L120 186L121 187V189H120V187H118L119 185H117V186L114 185L115 187L113 185L110 186L112 183L108 182V179H107V177L104 176V173L94 166V163L91 161L92 158H91V160L86 158V156H88V154L86 156H85V154H83V148H82L83 144H81L82 146H80V144H76V141H75L76 139H74L71 136H64V142L62 141V135H61L62 134V128L70 126V125H71V127L74 128L76 126V123L86 124L89 121V120L85 119V116H84V119L82 117L84 114V110H86L88 105H91V104H89L90 101L92 100L90 98H92L93 96L91 95V97H90V94H89L88 97H90V98H87V96L83 95L84 97L87 98V99H84V97L81 98V99H84V101H85V103L82 104L83 106H85V108L79 105L80 102H78V100L76 98H74L75 97L74 93L71 94V96L74 95V97H72V99L74 98L73 102L74 101L78 102L79 106H77L75 104L74 105L72 104V106L71 105L69 106V104L66 105L67 99L69 100V103H70L71 99L68 96L65 97V103H66L65 105L66 106H64V108L66 107L65 110H68V108L69 109L72 108L71 109L72 111L69 110V112H71V113H70V115H68L67 113H69V112H67L65 114L64 109L57 110V111H60L61 113H63V111H64V115L69 116V117H67V116L63 117V115H62V118L58 122L64 121L65 124L63 125L64 127H62L59 130L56 128V124H54V123L52 124L49 122L50 119L47 121L41 120V118L44 119V117H42L40 115V113H42V111H44L45 109L44 110L41 109L42 111L40 113H37L38 110L35 109L36 104H34V102L31 100V98L29 99L28 93H27L28 97L23 99L22 97H20L18 95V93L13 94L14 93L13 90L8 91L9 90L8 88H10ZM49 86L52 87V85H49ZM61 86H63V85H61ZM235 86H236V88H235ZM63 87H60L61 91H59V87L55 86V88H57V90L59 91V94L57 93L58 92L57 90H56L57 92L55 91V89L53 90L54 87L53 88L48 87V88L50 90L52 89L54 91L53 94L56 92V94L60 95V92H62L63 91L62 89H64ZM70 87L73 88L72 86H70ZM48 88H46V89H48ZM146 88H148V87L146 86ZM213 89H215V88H213ZM219 89H216V90H219ZM50 90H47L46 93H48ZM52 90H51V92H52ZM71 90H73V89H71ZM71 90H69L70 93H71ZM90 90H91V94H92L93 90L97 91V89H91V88H90ZM12 91H13V93H12ZM41 91H43V89L40 90V92L36 90L35 94H37V92L41 93ZM51 92H49L48 94L51 95L52 98H54L55 96H56L55 98L58 97L57 95H53ZM227 92H229V90ZM39 93H38V95H39ZM63 93H64V91H63ZM86 93L88 94V90L86 91ZM145 93H146V91H145ZM224 93H226V92H224ZM93 94H94V91H93ZM156 94L158 95V92L151 91V89H150V93H148L150 101L151 100H153V101H157V100L160 101L161 100V98H160L161 93L159 94L160 97H158V98L156 97L157 96ZM220 94L222 95L223 93H220ZM226 94L229 95V93H226ZM97 95H98V92L96 93V96ZM148 95H147V98H148ZM201 95H203V94H201ZM218 95L215 91L214 96L211 98H213L214 101H216V100L218 101V99L220 98V95L219 96ZM22 96H26V94L24 93V94H22ZM51 96H49V97H51ZM94 96H95V94H94ZM145 96H146V94H145ZM198 96H199V94H198ZM207 96H208V93L204 95V98H206L204 100L207 103H206V107H204L203 111L205 109L207 110V108H208V111L210 112V106H211L213 100L208 98ZM80 97H82V96H80ZM202 98H203V96H202ZM259 98H261V97H259ZM81 99H79V100L82 103L83 101ZM132 99H135V98L134 97L130 98V100H132ZM52 100H49V101L52 102ZM224 100H225V102L227 101V96H226V99H222L223 103H224ZM232 101H235V100H232ZM180 102H182V101L180 100ZM216 102H214L215 106L218 104ZM262 102H263V100H262ZM129 103H131V102H129ZM161 103H163V101H160L159 104H161ZM209 103H211V104H209ZM48 104H49V102H48ZM131 104L133 105V103H131ZM159 104H158V107H160ZM199 104H200V102H199ZM219 104H218V107L216 106V109L220 108V105L222 103L220 105ZM224 104H227V103H224ZM172 105H174V103ZM194 105L195 104L193 103L190 106L193 107ZM207 105H209V106H207ZM235 105L237 106L238 103ZM225 106L228 107V105H225ZM229 107H230V105H229ZM237 107H239V106H237ZM194 108L192 110L198 112ZM185 109H186V107H185ZM246 109H247V107H246ZM86 111L88 112V110H86ZM86 111H85V113H87ZM145 111H147V110H145ZM208 111H206V113L209 116L211 114H209ZM237 111H238L237 115H239L240 114L239 111H241V110H237ZM54 112H56V111H54ZM242 112H243V110H242ZM242 112L240 114L241 116L243 115ZM90 113H91V110L89 109V115H90ZM177 113H178V111H177ZM79 114H81L82 117ZM181 114L183 116H181ZM181 114H179L178 117L181 116L184 119H185V117L189 118L187 116L189 114V108H187L184 113L181 112ZM195 114H197V113H195ZM174 115H176V114H174ZM222 115H223L222 118L226 119V117H225L226 114H222ZM159 116H161V115L159 114ZM203 116L205 118V113ZM52 117H54V116H52ZM65 117H67V118H65ZM199 117H200V115H199ZM159 118L161 119V117H159ZM238 118H241V117H238ZM250 118H249V122L253 121L252 118L251 119ZM75 119L78 120L79 122L78 121L76 122ZM184 119H181L182 123L184 122ZM189 119H185V121H187V120L189 121ZM208 119H212L211 116L208 117L206 121L208 123L207 124L208 126L211 123V126H209V127L211 128V131L213 130L212 134L215 130L213 138H216L215 134L219 133V131H222L223 129L220 128L221 129L220 130L219 127L214 128L212 126V121L211 120L208 121ZM84 120H86L87 122ZM224 120L220 121V127H221V125L222 126L224 125L223 124ZM114 121L112 120V123L117 124V121H115V122ZM225 121H227V119ZM221 122H223V123L221 124ZM230 122H232V121H230ZM230 122H228V123L231 124ZM109 123H111V122H109ZM170 123H171V121H170ZM188 123H186V124L188 125ZM240 124L242 125V122ZM103 126H105V125H103ZM103 126H97L98 127L97 132H98L99 139L102 140L103 142H105V140L108 141L107 137L109 135V131H107L106 129H104V131H102V128H104ZM183 126H185L184 123H183ZM240 126H238V127H240ZM91 127H93V126H91ZM100 127H102V128H100ZM107 127H113V125L106 126L105 128H107ZM230 127H228V128H230ZM249 127H250V124H249ZM138 128H139V126H138ZM198 128H197V131H199ZM224 128H225V125H224ZM112 130L116 131L115 128L114 129L112 128L110 131L112 132ZM226 130H224V131H226ZM73 131H75V129ZM211 131H209V132H211ZM64 132H65V129H64ZM94 132H95V130H94ZM194 132H195V130H194ZM238 132H240V131H238ZM250 133H251V131H250ZM111 134H113V133H111ZM223 134H225V132ZM238 134H241V133H238ZM238 134H236V135L239 136ZM244 135L247 136L248 134H244ZM94 136H96V134ZM206 136H207V134H206ZM210 136L212 137V135H210ZM87 137H88V135H87ZM87 137L85 138V141H86ZM207 139H208V136H207ZM242 139H243V137H242ZM205 141H206V139H205ZM208 141L209 140H207V143L206 142H204V143L208 144ZM211 141H213V140H211ZM231 148H232V146H231ZM19 150H22V154H23V155L21 154L22 156L18 155ZM212 152H213V149H212ZM212 152L210 153V151H209L207 155L211 154L210 156L212 157L213 156L212 154H214ZM237 152H239V151H237ZM257 153L260 155V156L258 155L257 157H260V159L263 161L262 158H264V151L258 150ZM196 154H197V156L200 155L199 157H201L203 155V154H201V151L199 153H196ZM190 155H194V154L189 153V156ZM204 155H206V154H204ZM207 155L204 158L208 157ZM102 156H103V154H102ZM183 157L184 156H182V158L180 157L181 161H182V159H184ZM249 157H250V155H249ZM214 158H215V156H213V159ZM229 158H230V156H229ZM187 159L189 161V157ZM222 159H220V160H222ZM200 160H202V159H200ZM219 162H221V161H219ZM228 162H229V160H228ZM249 162H250V159H249ZM257 162L258 161H256V163ZM261 162H258L257 164H254V165H258ZM192 163H194V162H192ZM217 163L215 162V164H217ZM224 163H226V162H224ZM263 163L264 162H262L261 165ZM141 167L143 168V166H141ZM224 167L226 168L225 164H224ZM19 168L21 170V167H19ZM220 168L222 169L221 165H220ZM228 168H226V170ZM259 168H261V166ZM243 169H245V168H243ZM228 170H230V169H228ZM13 174H14V172H13ZM219 174L221 175L222 172ZM263 176H264V174L261 175V178ZM221 177H223V176L221 175ZM18 178H19L18 180H21V177H18ZM259 178L257 175H255V177H253V179H255V180H258ZM147 182H148L149 186H148L147 190H145L144 185L147 184ZM26 183H25V185H26ZM109 183H110V185H109ZM154 185H156V184H153V186ZM25 194H26V196H25ZM157 198L159 199V197H157ZM160 198L164 199L165 197H160ZM166 198H168L167 195H166ZM257 198L258 197H256L255 199H257ZM260 198H262V200L264 201L263 197H260ZM260 198H258V201H261ZM219 208H220V206H219ZM222 208H223V205H222ZM227 208L229 209V207H227ZM228 209H227V211L229 212L230 210H228ZM191 210H192V208L188 209V211H187V209H185V211H183V212H185L186 216L188 217L189 215L191 216L194 213L195 208H193V211H191ZM202 210H204V209H201V211ZM206 210L207 209H205L204 210L205 212L203 211L202 214L205 213L204 216L206 219H208L207 217L211 216L209 214L210 213L209 211H211V210H209V208L207 211ZM258 210H261V209L259 208ZM189 211H191V212L189 214H187V212H189ZM217 212H218V215L220 213L219 217L222 216V214H224L221 212V209H220V212L218 210H217ZM230 213L231 212H229V214ZM256 213H257V211L255 212V214ZM195 214H196V211L194 213V216H195ZM202 214L201 215L199 214L200 218H201ZM206 214H208V216ZM235 215L236 214H232L233 218L235 217ZM104 216H106L107 218L105 219ZM224 216L225 215H223V217ZM240 217H241V215L237 216V218H240ZM234 219H236V217ZM243 219L244 218H241V220H242L241 222L242 223L246 222L245 221L246 219L245 220H243ZM263 219H264V217H263ZM153 220H155V219L153 218ZM229 220H231V219L229 218ZM233 220H232V222H233ZM198 222H197V224H198ZM205 222L207 223L208 221H205ZM234 222H235V224L238 223V221H235V220H234ZM234 222H233V224H234ZM239 222H240V219H239ZM201 223L202 222L200 221L199 224H201ZM134 224L136 225L137 230L135 232V235L133 237H131V235H128L127 232H128V230L133 229L132 227L134 226ZM161 224H163V223H161ZM182 224H184V223H182ZM207 224H209V223H207ZM235 224H234V226H235ZM217 225H218V222H217ZM140 227L142 229L145 227L143 229L144 231L141 230ZM230 227L232 228V226H230ZM239 227H240V225H239ZM239 227L236 228V226H235L236 229H239ZM181 228H182V230L185 229L182 227V225H181ZM173 229H174V225L173 224L169 225V232H172L171 230H173ZM186 229L190 230V228H186ZM236 231H238V230H236ZM221 232H223V231H221ZM231 232H233V231H231ZM234 233H235V231H234ZM216 235H219V233H216ZM216 235H215V237H217ZM220 235H224V232H223V234L221 233ZM225 235H226V233H225ZM196 236L198 238H199V236L195 235V237H194L195 240L196 239L198 240V238ZM231 237L232 236H230V238ZM233 238H235V237H233ZM261 238H262V236H261ZM185 240H184V238H182L183 243H185L184 242ZM217 241H216L215 246L221 245L220 244L221 240L219 243H217ZM252 241H254V240L252 239ZM177 243H178V241H177ZM212 247H213V244L210 243V246L207 244L206 248H205L206 252H208V250ZM219 247H216V249H218ZM233 247H235V246H233ZM235 250L237 251V249H235ZM216 251H220V250L218 249ZM235 254H236V252H235ZM178 255H180V254L178 253ZM218 255H220V254H218ZM174 256H175V258H174L175 264H177L182 258L178 257L176 255V253ZM124 257H126V256H124ZM200 257H201L200 251L196 252L195 257H194L195 259H194L193 263L194 264H201L199 262L197 263V261ZM221 264H224V263L222 262Z\"/></svg>", "mask_w": 264, "mask_h": 264}]
</instances>
